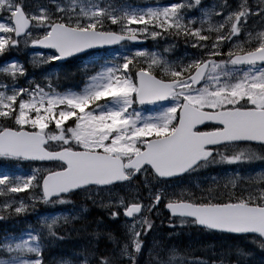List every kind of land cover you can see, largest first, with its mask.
Masks as SVG:
<instances>
[{"label":"snow or ice","instance_id":"1","mask_svg":"<svg viewBox=\"0 0 264 264\" xmlns=\"http://www.w3.org/2000/svg\"><path fill=\"white\" fill-rule=\"evenodd\" d=\"M148 38L158 50L129 47ZM181 41L195 53L170 58ZM0 56V161L30 169L0 173V212L82 197L107 217L54 259L46 251L83 217L47 214L28 239L0 238V264H264V0H0ZM86 62L99 70L61 89ZM209 165L236 167L178 191ZM177 228L213 237L214 258L185 261Z\"/></svg>","mask_w":264,"mask_h":264},{"label":"trees","instance_id":"2","mask_svg":"<svg viewBox=\"0 0 264 264\" xmlns=\"http://www.w3.org/2000/svg\"><path fill=\"white\" fill-rule=\"evenodd\" d=\"M10 56L19 59L21 62H27L29 60V57L27 54H24L22 52L14 53L13 55L10 54ZM5 59V57L0 56V62H2ZM93 70V69H92ZM85 72L89 73V70H81L76 71V74L72 77H70L67 80L61 81V89H72V90H79L78 88H74V85L79 84L80 88H82L83 81L87 79V76L85 75ZM93 74V73H92ZM0 79H4L3 76H0ZM57 89V90H61ZM230 167L234 166H225V165H217L215 168L218 171L222 170H230ZM81 200V198H75V201ZM43 204H40L36 210L32 211L30 210L28 213L20 214V215H9L8 217H5V219L0 220V238H2L4 235H9L13 237H20L23 236V238H28L27 233L32 230V228H38L41 227L43 224L40 222V214L42 213H55L60 207L56 209H50L49 207H44ZM94 212H91V215H93ZM94 216L99 217L98 215L90 216L91 221H94ZM102 216L105 217V213H102ZM169 214L167 212H163L160 217L156 218L155 221L156 224L160 223L162 220V217H168ZM89 217L79 220V221H73L72 224L66 226L69 235L66 237L65 241L58 242L54 244L51 248H49L45 255L49 258H57L61 256L67 257L65 254L71 252L74 248L78 250L81 246H86L90 240V232L94 229L93 224H88V231L87 232H74L72 231V227L80 228L83 222L87 221ZM107 221V218H105ZM59 223L62 222H58ZM112 223V222H109ZM31 226V227H30ZM64 229H61V232H63ZM170 229L167 227V224H164L163 227H161L158 232L160 235H166ZM177 232H180L181 235L176 237L174 239V243L178 245V247L181 249V252L179 253V256L183 257V259L187 258H200L202 260H207L212 257L211 252L207 249V246L209 244H217V241L212 240L213 237H205L202 235H199L198 230L193 229H177ZM3 258H6L4 256H0ZM70 258V257H69ZM144 258L146 256L144 255Z\"/></svg>","mask_w":264,"mask_h":264},{"label":"rangeland","instance_id":"3","mask_svg":"<svg viewBox=\"0 0 264 264\" xmlns=\"http://www.w3.org/2000/svg\"><path fill=\"white\" fill-rule=\"evenodd\" d=\"M160 1L161 0H127L128 3H130V4L134 5V6H137L138 5V6H141V7H143L145 5L156 6L157 4H161ZM170 2H175V0H166V2H164L163 4H169ZM222 2H223V0H203V3L206 6H209V7H211L214 3L219 4V3H222ZM233 2H235V0H229V3H233ZM116 3L117 4L121 3V0H116ZM193 11H195V10H193ZM197 15H199V13H197ZM148 40H149V44L148 45H145V46L144 45H138V47L140 49H143V50H158L154 46V42L151 40V38H148ZM166 46L167 45L165 44L164 41H160V46H159L160 49H162L163 47H166ZM129 47H132L133 50H137L135 47H133V44H130ZM22 53L27 54L25 52H22ZM194 53H195V50L194 49L186 48V46L184 45V43L181 41L178 44V46L176 47L175 51L170 52L168 54V56L170 58L184 57V56H191ZM13 54L14 53H11V55H13ZM119 54L120 53L117 52L115 55L119 56ZM94 68H95V70H92ZM84 70H89V73H95L99 69L94 64H91V63H87L86 62V65L84 67ZM146 107L148 109H152V106L151 105H148ZM29 170L30 169L28 168V166H27L26 163L10 164V163H7V162L0 161V173H7L10 176H23V175H26L29 172ZM207 170H208V168H203V169H200L199 171H196V172L191 173V176L190 177H187L186 179H184L182 181V183L184 184V186H183L182 189H180L178 191H184L185 194H187L188 192L198 194L200 189L197 188V186H196L197 185V182L200 179H202L203 177L208 176L209 174H211V175H217V173H218V172H211V171L210 172H206ZM201 187H203V185H201ZM30 192H31V189H29L27 192H21V193H16V194H9V195L10 196H17V197H20V198H27V196L29 195ZM119 194L120 195H125L128 199H131L132 198V192L129 191V190L121 191ZM6 198L7 197L0 196V207L3 206V201ZM80 198H81V200L75 201V203L72 204V205L43 206V208L44 207H49L50 209H54L56 207V209H57L58 207H60L55 212L56 214H59L61 216V220L59 222H62V217L64 215H67L69 217H72L74 214H77V213H79V214L82 215L83 218H81V219H74L73 221H76V220L79 221V220H82V219H85V218L89 217L86 222L85 221L83 222V224L88 223V222H91L90 216H93V215L102 216V213H105L99 207H97L95 205H92L91 202L84 200L82 197H80ZM40 204H42V203H37L36 204V208ZM93 206L95 208V211H94V214L91 215V212L93 210ZM85 207H87L88 208V211H90V212H88V211L87 212H84V208ZM36 208H35V210H36ZM163 212H165V211L164 210H161V214ZM21 214H24V213H21ZM47 214H52V213H42L40 215V222L42 224H43V218ZM0 215H4L5 217H8L9 216V215H7L4 212H0ZM104 218H106V215H105ZM94 219H95V216H94ZM154 219H155V217H154ZM162 220L164 221V224H167L168 223V217H164V218L162 217ZM49 222H51V221H49ZM88 224H90V223H88ZM159 224L160 223H158L157 225H159ZM93 226L95 228V224H93ZM177 229H179V228H177ZM24 239H28V238H24ZM145 256H146V258H144V259L147 260L148 259L147 253H145ZM0 258H3V257H0ZM59 258L60 257H57V258H54V259H59ZM65 258H69V257H65ZM194 259H200V258H187V259H184V260L185 261H192Z\"/></svg>","mask_w":264,"mask_h":264},{"label":"water","instance_id":"4","mask_svg":"<svg viewBox=\"0 0 264 264\" xmlns=\"http://www.w3.org/2000/svg\"><path fill=\"white\" fill-rule=\"evenodd\" d=\"M146 42V39L141 40L139 42H133L132 44H144ZM113 47V46H112Z\"/></svg>","mask_w":264,"mask_h":264}]
</instances>
